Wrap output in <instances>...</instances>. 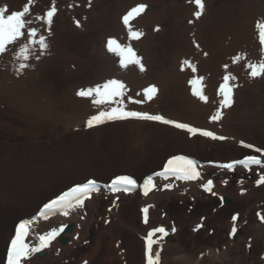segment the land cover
Listing matches in <instances>:
<instances>
[{"label": "bare ground", "instance_id": "6f19581e", "mask_svg": "<svg viewBox=\"0 0 264 264\" xmlns=\"http://www.w3.org/2000/svg\"><path fill=\"white\" fill-rule=\"evenodd\" d=\"M47 2L49 0H32L31 5V18L33 24L36 22L33 26L41 27L42 30L46 26L35 21V16L42 14L38 9L47 7ZM26 3L27 0H0V7L6 4L10 11L21 10ZM138 3L148 5L146 12L134 21V27L142 31L144 36L132 41L133 48L143 58V72L137 66L121 68L119 57L107 51L109 37H103L102 57L97 56L92 75L84 82L72 81L66 87L51 90L35 88L38 67L47 52L68 54L61 33L54 25L48 37L49 48L39 60L31 59L30 67L23 72H10L12 65L8 66V61H11L15 69L18 68L14 57L18 45H10L14 47L13 50L9 48L6 54L0 56V85L8 90L9 98L14 101H11L14 110L16 107L18 109L19 114L16 112L14 115L22 118L23 109V112L33 117L31 125L35 128V132L31 131L30 134L17 116V120H8L5 126L2 123L4 127L1 126L0 131L11 138L5 141L0 138V167L6 168L7 172L12 169L18 175L25 169L39 175V179L37 176L35 179L30 178V184L36 182L30 185L28 196L17 205L12 203L16 206L15 213L21 212L13 226L2 214L5 212L0 213V233L8 237L9 243L16 224L28 218L34 223L26 242L35 244V233L42 234L61 224L72 227L71 231L63 233L66 243H62L58 236L49 248L33 253L25 264H106L109 259L112 262L119 258L114 248L118 237L123 239L120 259L123 260L121 257L124 253L130 264H145L144 237L149 230L158 226L168 230V235L160 242L163 249L162 264H264V220L260 218L264 216V185L256 183L258 176L264 174V165L253 167L251 171L239 164L235 170L217 166L243 159L249 155L247 151H254L243 147L240 141L264 147V119L260 122L264 113L260 111L259 117L254 116L250 120L247 119L249 111H245L246 114L244 112L243 118L240 110L236 111L232 105L223 109L220 121H210V116L219 107L221 97L218 90L225 74L230 73L236 78L231 81L235 85L234 101L264 91V77L251 78L250 70L246 68L249 61L264 59V48L260 44L257 28V22L264 20V0H204L205 11L198 20L193 16L196 9L188 0H90V7L89 0H84L78 14L70 12L71 18L60 16L57 23L66 36L79 41L90 33L85 31L83 36L74 33L78 28L76 20L96 23L108 15L114 19L122 18ZM167 15L172 16L174 22L166 21ZM190 20L194 22L189 23ZM153 30L156 32L152 33ZM175 30L176 35L173 36L171 33ZM115 32L113 37L120 43L128 42L123 23L118 25ZM157 37L169 42H159ZM197 43L199 48L195 46ZM93 49L95 46L89 50ZM170 49L173 55L168 58ZM237 55L246 59L234 63L233 57ZM185 59L195 64V73L183 65ZM81 64L76 65L75 70ZM225 65L228 66L227 70ZM55 77L61 83L60 76L56 74ZM194 77L204 78L202 87L208 97L207 102L193 95L190 80ZM109 79L121 80L126 85L123 98L126 110L164 115L168 119L214 131L228 139L216 141L202 136L190 137L185 131L173 126L136 119L106 122L89 129L87 119L100 108L108 106L98 108L90 99L77 96L78 87L95 86ZM151 85H155L159 91L148 100L143 90ZM135 100L144 102H131ZM61 106L63 109H60ZM115 126L121 128L114 131V136L108 137L107 131H113L112 128H117ZM9 132L17 136L12 138L13 134ZM114 140H121L124 144L122 149ZM86 141L95 143L96 149H92L94 145H81ZM61 145L76 147L81 151L83 149L87 155H78L75 148L73 150L77 154L70 155L64 154L65 151L54 150ZM123 147L126 148L125 154L122 153ZM64 149L68 151V148ZM73 150H69V153H73ZM207 150L215 154L214 158H207ZM179 153L190 155L198 162L200 180L166 181L157 177V188L147 197L143 196L141 189L127 194L110 192L108 185L116 175L130 171L142 183L143 178L161 170L168 157ZM259 156L264 160V153ZM53 158L56 163L52 162ZM36 168L40 170H33ZM91 178L98 181L101 189L86 201L83 209L72 212L68 217L56 214L48 220L34 216L45 202ZM209 181L212 191L205 188ZM166 183H171L172 187L164 189ZM0 197L2 199V195ZM224 199L228 200L225 205ZM146 205H151L148 224L143 222L141 212ZM223 207L230 214L223 216L219 210ZM237 214L239 218L234 222L232 218ZM233 227L237 229L234 236L231 234ZM215 232L221 234L220 237ZM207 234L214 237L215 245L199 247L197 239ZM8 243L5 252L1 253L0 248V264H6ZM256 249L260 251L259 256L255 255ZM156 250L157 246L154 245L153 251Z\"/></svg>", "mask_w": 264, "mask_h": 264}, {"label": "snow or ice", "instance_id": "6c2138e0", "mask_svg": "<svg viewBox=\"0 0 264 264\" xmlns=\"http://www.w3.org/2000/svg\"><path fill=\"white\" fill-rule=\"evenodd\" d=\"M190 4H193L195 11L193 16L195 19H199L205 11L204 0H188ZM32 0H27V3L21 10H11L5 4L0 7V56H3L9 51V46H17L18 51L14 52L15 60L18 63L16 72H23L30 67L29 61L33 58L39 60L41 55L49 48L48 37L51 35V26L58 13L55 0H52L51 6L46 12L35 16V21L40 22L43 26V30L39 27L32 26L33 19L31 12ZM88 6L90 7V0ZM148 5L146 3H138L136 6L131 7L126 14L122 16V23L127 31L128 42L120 43V41L114 37H109L106 42L107 51L111 54L119 57V65L121 68L127 69L129 66H137L141 72L145 71V66L142 62L143 58L139 56L136 50L132 46V41H138L144 33L134 27V21L146 12ZM194 21H189L193 23ZM77 27H81L80 21H75ZM257 28L259 31L260 44L264 48V20L257 22ZM159 31V27L156 28ZM47 33V35L45 34ZM199 48V44L195 45ZM39 52V54H37ZM205 56L208 54L205 52ZM241 59H246L242 55L233 57V62L238 63ZM183 65L186 68L191 69L193 73L197 71L195 64L190 60L185 59ZM227 70V65L224 66ZM246 68L249 69V75L251 78L264 77V59L258 62L249 61L246 64ZM203 77H194L190 80V84L193 86L192 93L198 97L201 101L207 102L208 97L203 91ZM236 79L230 73H227L223 77V83L219 87V96L221 100L219 107L214 115L210 116L211 122H218L222 119L223 109L231 107L234 103V87L231 83ZM126 85L124 82L118 79H109L103 83H98L95 86L87 88H81L76 95L81 98H88L91 103L98 108L103 105H107L106 108H100V110L91 115L86 125L89 129L100 126L106 122L125 121L129 119L160 122L164 125L173 126L176 129L185 131L190 137L202 136L210 138L216 141L227 140L228 137L217 135L214 131L202 129L196 126H192L186 122H178L173 119H168L164 115L150 114L143 111L126 110L124 105ZM158 88L155 85L146 87L143 90L144 96L151 100L157 93ZM130 99V98H129ZM133 103H143V100L131 101ZM240 144L247 148L253 149L255 153H264V147H255L252 144L240 141ZM216 164V162H210ZM239 164L248 170H252L253 166L264 165V160L259 155H247L245 158L235 160L231 162H225L217 164L218 167H222L229 170H235V166ZM159 177L163 180L169 181L172 179L178 181H198L201 179V171L198 162L186 155H174L169 158L166 164L163 166L160 172L148 175L143 178L142 183H138L131 175H117L114 177L108 188L111 193L116 194L120 192L131 193L133 190L139 188L142 190L143 196L147 197L153 190L157 188L156 178ZM257 185H264V174H260L256 181ZM171 183L163 185L164 189H170ZM207 191H212L211 182L205 185ZM100 187L95 179H89L86 182L76 184L69 190L59 194L56 198L50 200L43 205L42 211L39 215L44 220H48L51 216L61 214L64 217H68L72 212L85 207L86 201L92 198V195L98 193ZM215 194V193H213ZM118 199V197H117ZM221 199H223L221 197ZM151 205H146L141 209L143 215V222L148 224L149 211ZM238 214L232 219L235 222L238 220ZM264 220V216L260 217ZM33 220H23L16 227L15 236L11 239L10 245L7 249L6 264H25L30 260L33 253L41 252L43 249L49 248L53 241L56 240L61 233L68 227L67 224H61L58 227H52L50 230L41 233H35V244H29L26 242V238L32 231ZM175 231V228H172ZM237 229L233 227L231 234L235 235ZM168 235V230L164 226L154 227L149 230L144 237L145 240V264H162L161 253L163 251L160 247V242ZM154 245L157 246V250L154 252Z\"/></svg>", "mask_w": 264, "mask_h": 264}, {"label": "rangeland", "instance_id": "374dc122", "mask_svg": "<svg viewBox=\"0 0 264 264\" xmlns=\"http://www.w3.org/2000/svg\"><path fill=\"white\" fill-rule=\"evenodd\" d=\"M50 1L51 0H49V2H47V4H46L47 7H40L38 9L40 11L39 13L43 14L44 12H46L45 10H48V8L52 4V2H50ZM73 1H75V0H56L55 1V2H57L55 4H56V7L58 8V13H57L56 17H54V21H53V24H52V27L54 25L56 27V29H58L60 31V33H61L60 36L62 37L61 39L64 42L65 49H66L68 54L65 55V54H60V53H53V52H49L48 53L47 52L46 56L44 57L43 60H41L42 62L40 63V65L38 67V73H37L38 75H37V77H36V79L34 81V87L35 88L51 90V89H58V87L59 88L66 87L67 84L72 82V81H76V82H79V83L84 82L88 77H90V75H92V68L96 64L97 56L102 57V51L101 50H102V39H103V37H113L115 35V33H116L115 30L118 28V25H120V23H122V18H116L115 17V19H114L110 15L106 16L101 22L98 21L96 23H92L91 21L90 22L89 21L88 22L87 21H80L81 27H78L77 31H74V33H76L79 36H83L85 34V31H87L90 34L84 36V38L79 40V41H74L70 37L66 36L67 34L61 29L62 27L57 23L58 19H60V16H65L66 18L67 17L71 18V16H70L71 13L70 12H73L72 14H74V15L78 14V10H80V8L82 7V3H84V0H78V1L76 0V2H73ZM57 4H58V6H57ZM69 5H71V7ZM215 5H216V2H214V6ZM69 7H70V9H69ZM66 9H68V10H66ZM41 10H43L44 12L41 11ZM165 20L166 21H170V22H174V18L172 16H170V15H167L165 17ZM35 24H36V22H35ZM35 24H33V25H35ZM86 25H92L94 27H88ZM154 31L156 32V30H153L152 33H154ZM171 34L173 36H175L176 35V30L172 31ZM156 40L159 41V42H169V41H167V40H165V39H163L161 37H157ZM91 46H95V49H93V51L89 50V49H91ZM9 48L13 50L14 47L13 46H9ZM172 52H173V50L170 49V52H169L170 54L167 56L168 58L172 57V55H173ZM79 63H82L81 67H77V70H75L76 65H78ZM11 65H12V68L9 69V71L13 72L15 70V65L11 61H8V66H11ZM113 71L116 72V70H113ZM6 73L8 75V72H6ZM56 74H58V76H60L61 83H58V81L56 80V77H55ZM1 87H2V89H1ZM1 87H0V90H1L0 91V93H1V95H0L1 96L0 97V101L1 102L0 103H1V105L3 104L2 105L3 107L0 105V130H1V126L4 127L8 120H13L14 121V120H17V119L18 120L21 119L20 123L22 125L26 126V128L30 131V132L28 131L30 134H31V131L35 132V128L32 127V125H31L33 120H34L33 117L31 115H28L25 112H23L24 111L23 109L21 111L24 114L23 117L22 118H18V117H21V116L16 115L17 119H15L16 116L14 115V113L17 112L19 114L18 109L16 107L15 110H14V106H13L14 104H12V102H14V101L9 98V94L7 92L8 90H6L4 86H1ZM81 88H84V87H78V90H80ZM2 91L3 92L5 91V93H3ZM260 92H262V93L255 94V95H250V96H247L244 99H241V100H238V101L235 100L234 103H233V107L232 108H235L236 111L240 110L239 113H240V115H242L243 118H244L243 115H244L245 111L246 112L249 111L251 113V114L247 113V115H248L247 117H249V118H247L246 115H245V118H247V119L251 120V118L253 119L254 116L255 117H259V115H260L259 112L260 111L262 112L261 114L264 113V96H263L264 95V91H260ZM172 94H174V93H172ZM3 98H5V99H3ZM6 99L8 101H10V102H8ZM4 100H6V101L4 102ZM16 109H17V111H16ZM60 109H63V107L61 106ZM5 111L8 114H6ZM246 112H245V114H246ZM12 115H14V116H12ZM24 118H26V119H24ZM31 118H32V120H30ZM263 119H264V117L261 119L260 122H262ZM125 121H129V120H125ZM117 122L118 121L110 122V123H117ZM2 123H4L3 124L4 126L2 125ZM263 124H264V122L262 123V125ZM118 125H120V124H118ZM31 127H32V129H31ZM115 127H117V128H112V129H114L113 131H109V132L107 131V134H109L108 137L111 138L112 136H114V134H115L114 131H116L119 128H121L120 126H115ZM60 129L61 128H59V130ZM1 131H0V138L2 137V139L4 141L6 139H8V138H11V137H9V135L8 136H7V134L5 135V133L2 134L3 132H1ZM1 134L3 136H1ZM10 134H13L12 138H15L17 136V134H15V133H10ZM89 138H91V137H89ZM90 142L91 141H86V142H83L84 144H81V145H83L85 147H86V145H88V146H93L94 145L92 149L95 150L96 149V146H95L96 144L95 143L92 144V142L91 143ZM115 142H118L119 145L121 146L120 149H122V145H124V144L121 142V140L120 141L116 140ZM53 143H55V142H53ZM109 145H111V143H109ZM109 145H108V147H110ZM69 147L71 148L72 146H69ZM69 147H64V146L61 145V146H59V148H57V149L55 148L54 150L55 151L59 150L60 152L61 151L62 152L65 151L67 153H65V152H63V153L64 154H69V155L70 154H77L76 151L78 152V155H81V156L87 155V153H85L86 151L83 150V149L81 151V149H79V148L77 149L76 147H74L76 149V151H75V150H73L74 149L73 147L71 149ZM64 148H66V149L68 148V151L65 150ZM61 149H64V150H61ZM90 149H91V147H90ZM69 150L70 151L73 150V153L72 152L69 153ZM117 151L120 152L119 149ZM122 153L123 154L126 153V148L124 149V147H123ZM205 153L207 154L206 155L207 158H211V159L214 158L215 154L211 150H207ZM110 154H112V153H110ZM113 154H115V153H113ZM123 154H121V155H123ZM246 154H249V155H251V154L260 155V154L255 153L254 151H251V150L247 151ZM114 156H116V155H114ZM52 162L56 163L54 158H53ZM42 163H44L43 160H42ZM26 165H28V164H26ZM5 169L6 168H4V167H0V191H1L0 192V196L2 195V199L0 197V200H5V201H0L1 202L0 213L2 211L5 212V213H2V214L4 215L5 219L7 218V220H9L10 225L13 226V224L17 220H19L18 219L19 217H17V216H19L21 214V212L15 213L14 208L16 206H14V205H17L18 203H20V201H23L22 200L23 198L28 196V190L30 189V185L33 182H36V181L32 180L33 182L30 184L29 183L30 180H31L30 178L33 177V179H35L37 175H34V171H32V170L30 171L28 169H25L24 172L22 174H19V175L17 174V172H13L12 169H11V171H8V172ZM33 170L37 171V170H40V169L36 168V169H33ZM14 173H16V174H14ZM126 174H132V173H130V171H127ZM9 175H11V176H9ZM132 175H134V174H132ZM38 176H37V179H39ZM26 181L29 183V185H28V183ZM23 182H24V184H23ZM23 186L26 187V188H24ZM41 195L43 196L42 193H41ZM41 195H40V197H41ZM8 201H9V203H8ZM3 203H5V204H3ZM12 203H15V204L13 205ZM223 204L225 205L224 202H223ZM11 205H12V207H11ZM4 207L5 208L7 207L6 210H4L5 209ZM224 208L225 207H223L222 209H219L221 211V213H223L222 215L224 216V215L230 214V211H227ZM12 217H14V218L11 219ZM215 233H217L216 235L220 237L221 234L219 235L218 232H215ZM130 234H132V236H134L133 233H130ZM213 238L214 237L211 234H209V235L207 234V236L200 235V237L196 241V244L199 247H204V246L205 247H211V246H214L215 245V241H214ZM7 243H8V237L5 236V234L3 232H1L0 233V248H2V252L1 253L5 252ZM122 244H123V239L118 237L115 240L114 248L118 251L117 253H118L119 258H117L115 260H112V262L109 259L106 264H114V263L117 264L118 262H119L118 264H130L129 260H127V258H126L127 257L126 254L123 253V257H121V258H123V260L120 259ZM123 250H122V252H123ZM255 252H256L255 255L259 256L260 251L258 249H256ZM118 259H119V261H118ZM263 259H264V257H263ZM120 262H122V263H120Z\"/></svg>", "mask_w": 264, "mask_h": 264}, {"label": "water", "instance_id": "95a60500", "mask_svg": "<svg viewBox=\"0 0 264 264\" xmlns=\"http://www.w3.org/2000/svg\"><path fill=\"white\" fill-rule=\"evenodd\" d=\"M228 200H225V202H227ZM70 229H72V227L71 226H68L67 227V231H71ZM61 242L62 243H66L67 242V239H65L64 237H63V235L61 236Z\"/></svg>", "mask_w": 264, "mask_h": 264}]
</instances>
